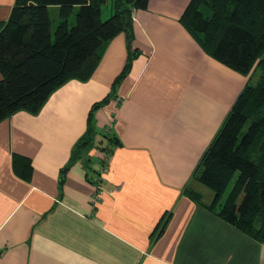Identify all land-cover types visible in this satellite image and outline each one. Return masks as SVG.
Wrapping results in <instances>:
<instances>
[{"label":"crops","instance_id":"0c3cea01","mask_svg":"<svg viewBox=\"0 0 264 264\" xmlns=\"http://www.w3.org/2000/svg\"><path fill=\"white\" fill-rule=\"evenodd\" d=\"M13 2L0 0V27ZM188 3L132 11L118 80L123 32L89 79L65 82L36 114L0 120V264H264V244L211 212L213 192L196 179L250 77L201 47L181 21ZM104 132L114 144L92 206ZM15 154L29 159L27 179Z\"/></svg>","mask_w":264,"mask_h":264},{"label":"trees","instance_id":"16d2710c","mask_svg":"<svg viewBox=\"0 0 264 264\" xmlns=\"http://www.w3.org/2000/svg\"><path fill=\"white\" fill-rule=\"evenodd\" d=\"M105 1L14 0L0 27V120L20 110L36 114L65 82L89 79L120 32L128 55L116 80L126 73L132 11L146 8L148 0H115L114 13L103 20ZM51 5L58 6L53 33ZM181 21L208 54L250 77L203 154L196 179L213 192L211 212L264 244V0H189ZM91 131L72 159L89 145ZM103 135L100 150L110 155L114 137ZM12 166L28 178V158L15 154Z\"/></svg>","mask_w":264,"mask_h":264},{"label":"built area","instance_id":"2783aa9c","mask_svg":"<svg viewBox=\"0 0 264 264\" xmlns=\"http://www.w3.org/2000/svg\"><path fill=\"white\" fill-rule=\"evenodd\" d=\"M109 154L105 153L104 151H102V158L98 161V166L97 168H95V171L97 173V178L96 180V187H95V191L92 195L91 198V203L92 206H95L101 199V183H102V174L103 172H105V161L109 158Z\"/></svg>","mask_w":264,"mask_h":264},{"label":"rangeland","instance_id":"374dc122","mask_svg":"<svg viewBox=\"0 0 264 264\" xmlns=\"http://www.w3.org/2000/svg\"><path fill=\"white\" fill-rule=\"evenodd\" d=\"M114 3L115 0H106L102 5H101V19H107L109 16H111L114 13ZM52 15L54 16V10H51ZM69 20L72 22L73 21V16L69 18ZM57 23V18L53 19L52 22V33L55 28V25ZM257 75L254 76V80H257L259 72L256 73Z\"/></svg>","mask_w":264,"mask_h":264}]
</instances>
